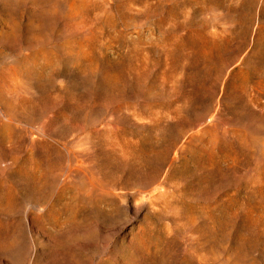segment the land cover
Masks as SVG:
<instances>
[{
	"label": "rangeland",
	"instance_id": "obj_1",
	"mask_svg": "<svg viewBox=\"0 0 264 264\" xmlns=\"http://www.w3.org/2000/svg\"><path fill=\"white\" fill-rule=\"evenodd\" d=\"M0 264H264V0H0Z\"/></svg>",
	"mask_w": 264,
	"mask_h": 264
}]
</instances>
